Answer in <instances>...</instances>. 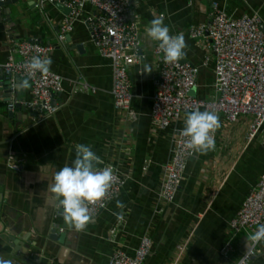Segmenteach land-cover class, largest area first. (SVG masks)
<instances>
[{"label":"crops","instance_id":"0c3cea01","mask_svg":"<svg viewBox=\"0 0 264 264\" xmlns=\"http://www.w3.org/2000/svg\"><path fill=\"white\" fill-rule=\"evenodd\" d=\"M37 3L18 0L0 9V66L9 56L19 58L17 41L50 44L53 49L46 59L51 60L50 71L63 79V91L56 100L58 111L33 122L28 110L15 108L10 118L0 89V257L13 264H109L113 252L131 256L141 237L147 236L152 246L144 264H174L176 247L183 243L186 249L177 264H237L246 251L247 235H233L229 222L264 172V126L248 141L251 116L235 122L220 116L215 149L190 158L174 202L160 203L164 166L171 159L175 130L184 127L186 115L166 130L151 124L157 42L147 37L145 29L163 15L170 35L183 33L187 47L182 60L198 68L193 96L212 100L213 55L204 41L190 38L189 26L208 23L216 4L234 18L257 12L264 28V0H132L128 19L138 24L140 43V57L128 68L135 120L114 108L110 61L99 55L82 23L92 8L85 7L59 45L56 36L64 14L53 3ZM81 84L92 89L82 91ZM12 98L29 103V85L17 79ZM77 144L90 146L100 157L102 163L96 167L112 165L125 181L120 193L82 231L65 221L49 192L56 172L73 166ZM9 153L23 161L20 171L7 169ZM54 230L57 237L51 239ZM13 234L18 251L9 241ZM227 242L232 251L223 255L220 251ZM251 264H264V245Z\"/></svg>","mask_w":264,"mask_h":264},{"label":"built area","instance_id":"2783aa9c","mask_svg":"<svg viewBox=\"0 0 264 264\" xmlns=\"http://www.w3.org/2000/svg\"><path fill=\"white\" fill-rule=\"evenodd\" d=\"M44 3H60L69 11L63 16L58 28L56 39L59 45L66 41L85 7L92 8V11L83 17L82 23L99 55L110 61V93L114 108L125 111L130 120H135L136 114L131 108L133 96L128 68L140 57V43L138 24L128 19L130 0H38L37 4L39 6ZM188 33L191 39L204 41L213 55L216 96L212 100L193 96L191 92L197 87L198 68L181 60L175 64L165 63L157 42L154 47L156 89L152 96L150 112L152 126L158 130H166L196 109L215 112L228 122H235L240 116L249 115L252 120L246 139L253 140L264 126V28L259 14L252 12L234 18L213 4L209 22L190 25ZM52 49L50 44L40 43L36 39L15 43V52L19 58L15 60L9 56L0 66L3 75L10 78L7 90L9 96H5L10 112H13L19 103L31 109L33 122H40L58 111L59 104L56 100L63 91V79L50 70L47 73H33L28 68L33 57L46 59ZM207 62L208 58H205L204 64ZM17 79L26 81L29 85L32 97L29 103L17 102L12 98L15 95ZM80 89L87 91L92 88L81 84ZM181 129L175 130L171 159L164 166L163 182L158 193V201L163 204L174 202L187 162L195 156L188 154L189 150L185 148L187 138L179 134ZM5 163L8 170L18 172L23 161L15 154L9 153ZM103 167L106 166L96 168ZM112 167L115 170L112 186L103 201L88 205L89 220H93L103 211L125 184L119 170ZM58 207L62 209L59 204ZM259 224H264V172L257 186L245 197L236 216L230 220L228 230L233 235L241 232L248 235L255 231ZM110 234H114L113 229ZM151 246L150 238L143 236L133 255L117 250L111 254L109 264H144ZM259 246L248 255L246 264L252 263ZM185 249L184 243L176 247L174 264H177ZM231 251L232 246L227 242L220 252L225 255Z\"/></svg>","mask_w":264,"mask_h":264},{"label":"clouds","instance_id":"9594fccd","mask_svg":"<svg viewBox=\"0 0 264 264\" xmlns=\"http://www.w3.org/2000/svg\"><path fill=\"white\" fill-rule=\"evenodd\" d=\"M146 35L152 41L159 42V49L163 53L165 63L175 64L186 56V41L183 33L169 34V28L164 24L163 15L153 18L145 29ZM51 60L33 57L28 68L33 73L40 71L47 73L50 70ZM145 72L151 68L145 65ZM27 86V82H24ZM221 127L218 114L210 111L193 110L184 120V127L179 134L186 139L185 148L188 154H207L215 149V133ZM76 159L73 166H64L54 176L49 192L58 201L63 209V217L67 223L77 231H82L89 220L88 205L103 201L114 180L112 165L97 169L102 163L90 148L84 144L75 146ZM118 207H123L117 202ZM118 218L119 217V214ZM257 245H264V224H259L255 231L250 232L245 239L246 251L240 258L239 264H246L248 255ZM0 264H13L9 259L0 257Z\"/></svg>","mask_w":264,"mask_h":264},{"label":"water","instance_id":"95a60500","mask_svg":"<svg viewBox=\"0 0 264 264\" xmlns=\"http://www.w3.org/2000/svg\"><path fill=\"white\" fill-rule=\"evenodd\" d=\"M132 0H130L131 2ZM18 2V0H0V9L2 7H9L11 5H16ZM56 5V8L59 9L64 15L67 14L69 11L68 9H66L62 4L60 3H57L55 4ZM5 12V11H4ZM181 62H184L183 60H181ZM0 89L4 90L5 92V96L8 97L9 94L7 93V90L9 89V86H10V78L8 76H5V75H2V70L0 69ZM192 95H194V91L191 92ZM15 108L17 110H20V111H25V110H30L29 108H26V106H21L19 103L16 104ZM13 115V112H9V117L11 118ZM1 193L2 191L0 190V200H1ZM1 205V204H0ZM60 215L63 214V209H60L59 211ZM14 234L12 236L9 237V241H11V246L15 249V250H19L18 247L15 246L14 244ZM57 237V234L55 233V230L52 232V234L50 235V238L51 239H56ZM64 237V234H61L59 235V241H62V238Z\"/></svg>","mask_w":264,"mask_h":264}]
</instances>
